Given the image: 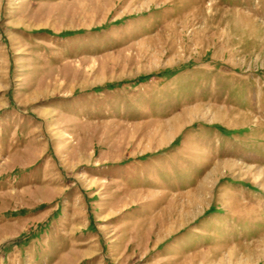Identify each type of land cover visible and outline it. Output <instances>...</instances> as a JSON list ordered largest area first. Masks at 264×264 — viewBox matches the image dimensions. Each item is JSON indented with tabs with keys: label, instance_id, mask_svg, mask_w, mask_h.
<instances>
[{
	"label": "rangeland",
	"instance_id": "obj_1",
	"mask_svg": "<svg viewBox=\"0 0 264 264\" xmlns=\"http://www.w3.org/2000/svg\"><path fill=\"white\" fill-rule=\"evenodd\" d=\"M0 264H264V0H0Z\"/></svg>",
	"mask_w": 264,
	"mask_h": 264
},
{
	"label": "bare ground",
	"instance_id": "obj_2",
	"mask_svg": "<svg viewBox=\"0 0 264 264\" xmlns=\"http://www.w3.org/2000/svg\"><path fill=\"white\" fill-rule=\"evenodd\" d=\"M178 117H179V116H178ZM182 120H183V119H182ZM180 121H181L180 118H176L175 120H173V121H172V122H173L172 127H170V128L166 131L167 134L172 133L173 130H174V128H175V125H177Z\"/></svg>",
	"mask_w": 264,
	"mask_h": 264
}]
</instances>
